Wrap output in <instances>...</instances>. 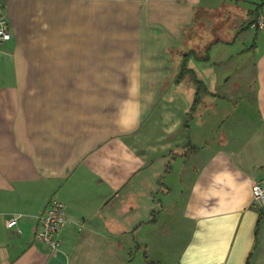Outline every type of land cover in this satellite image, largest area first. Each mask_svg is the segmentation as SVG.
Here are the masks:
<instances>
[{
	"label": "crops",
	"instance_id": "obj_1",
	"mask_svg": "<svg viewBox=\"0 0 264 264\" xmlns=\"http://www.w3.org/2000/svg\"><path fill=\"white\" fill-rule=\"evenodd\" d=\"M0 2V264H264V0ZM109 25L132 50L116 72L21 50L36 31L105 49ZM52 198L55 252L35 237Z\"/></svg>",
	"mask_w": 264,
	"mask_h": 264
},
{
	"label": "rangeland",
	"instance_id": "obj_2",
	"mask_svg": "<svg viewBox=\"0 0 264 264\" xmlns=\"http://www.w3.org/2000/svg\"><path fill=\"white\" fill-rule=\"evenodd\" d=\"M116 26L109 25V29L112 33H109L108 44L105 49L96 50L95 48H89L83 50L78 48L80 42L83 41V34L81 33H51L46 31L26 32L21 34V50L27 58L33 60L39 58H71V57H96L99 56V51L102 56L108 57L109 60V72H116L118 69L123 68V59L127 56L129 59L132 57L130 49H122L119 42L116 45V39L112 36L115 35L114 29ZM43 29V27H37ZM111 36V37H110ZM90 44V42H89ZM93 45V43H92ZM35 62V61H34ZM35 67V65H34ZM178 243L173 241L172 246ZM173 264L175 261L174 255L171 257Z\"/></svg>",
	"mask_w": 264,
	"mask_h": 264
},
{
	"label": "built area",
	"instance_id": "obj_3",
	"mask_svg": "<svg viewBox=\"0 0 264 264\" xmlns=\"http://www.w3.org/2000/svg\"><path fill=\"white\" fill-rule=\"evenodd\" d=\"M249 26L254 29H263L264 11L258 12L249 22ZM10 38L9 22L0 12V42ZM251 190L252 204L258 207L264 206V175L252 184ZM17 219L18 215L12 216L6 221V225L8 227L15 226ZM68 221L65 203L57 198H52L48 202L45 212L38 215L39 227L35 231L36 239L45 243L51 251H57L61 244L60 231Z\"/></svg>",
	"mask_w": 264,
	"mask_h": 264
},
{
	"label": "trees",
	"instance_id": "obj_4",
	"mask_svg": "<svg viewBox=\"0 0 264 264\" xmlns=\"http://www.w3.org/2000/svg\"><path fill=\"white\" fill-rule=\"evenodd\" d=\"M183 69H184V67H183ZM263 217H264V206H262L260 209V214H259V218L257 220V225H256V234L258 233L259 226H260L261 221L263 220ZM248 264H249V262H248Z\"/></svg>",
	"mask_w": 264,
	"mask_h": 264
}]
</instances>
